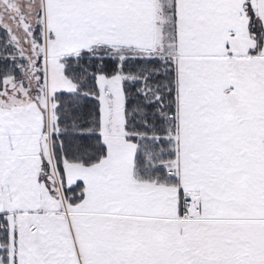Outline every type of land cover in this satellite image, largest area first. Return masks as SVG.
Wrapping results in <instances>:
<instances>
[{"label": "snow or ice", "instance_id": "6c2138e0", "mask_svg": "<svg viewBox=\"0 0 264 264\" xmlns=\"http://www.w3.org/2000/svg\"><path fill=\"white\" fill-rule=\"evenodd\" d=\"M0 264H264V0H0Z\"/></svg>", "mask_w": 264, "mask_h": 264}]
</instances>
